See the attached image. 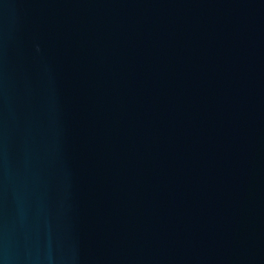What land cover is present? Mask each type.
I'll list each match as a JSON object with an SVG mask.
<instances>
[{
  "label": "water",
  "instance_id": "water-1",
  "mask_svg": "<svg viewBox=\"0 0 264 264\" xmlns=\"http://www.w3.org/2000/svg\"><path fill=\"white\" fill-rule=\"evenodd\" d=\"M0 264H264V0H0Z\"/></svg>",
  "mask_w": 264,
  "mask_h": 264
}]
</instances>
